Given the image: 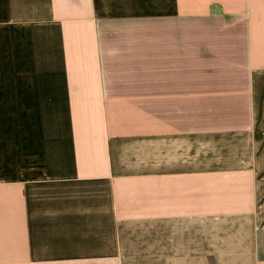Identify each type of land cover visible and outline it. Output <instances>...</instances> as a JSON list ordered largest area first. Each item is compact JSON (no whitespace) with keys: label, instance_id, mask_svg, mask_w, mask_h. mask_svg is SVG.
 Listing matches in <instances>:
<instances>
[{"label":"crops","instance_id":"obj_1","mask_svg":"<svg viewBox=\"0 0 264 264\" xmlns=\"http://www.w3.org/2000/svg\"><path fill=\"white\" fill-rule=\"evenodd\" d=\"M0 264H264V0H0Z\"/></svg>","mask_w":264,"mask_h":264}]
</instances>
